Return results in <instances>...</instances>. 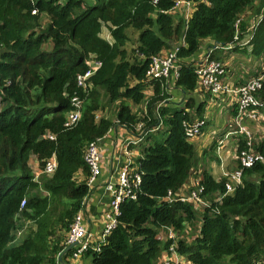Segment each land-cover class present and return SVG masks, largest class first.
I'll return each mask as SVG.
<instances>
[{
  "label": "trees",
  "instance_id": "trees-1",
  "mask_svg": "<svg viewBox=\"0 0 264 264\" xmlns=\"http://www.w3.org/2000/svg\"><path fill=\"white\" fill-rule=\"evenodd\" d=\"M181 1L0 0V264H60L72 256L73 247L58 260L95 182L85 152L116 124L132 137L124 151L140 179L129 184L133 197L119 203L105 242L83 257L91 264H158L175 253L192 264H264V120L256 121L263 125L258 132L246 120L250 138L235 141L234 171L219 179L207 169L199 173V208L179 200L203 158L185 136L187 110L202 118L203 105L193 98L200 44L213 43L209 60L242 50L256 60L244 76H259L264 0H187L195 4L188 19L175 11ZM127 30L136 34L134 44ZM166 48L177 50L175 81L148 79L153 58ZM94 61L83 88L77 76ZM177 94L182 103L172 101ZM252 95L260 105L247 110L264 113V79ZM107 100L113 119L97 117ZM236 114L233 103L231 119ZM233 127L229 122L226 130ZM242 150L261 158L244 167ZM52 157L55 169L46 174ZM236 170L238 182L230 177ZM19 228L24 237L17 243Z\"/></svg>",
  "mask_w": 264,
  "mask_h": 264
},
{
  "label": "crops",
  "instance_id": "crops-1",
  "mask_svg": "<svg viewBox=\"0 0 264 264\" xmlns=\"http://www.w3.org/2000/svg\"><path fill=\"white\" fill-rule=\"evenodd\" d=\"M194 5L195 4L192 3L186 4L180 2L175 8V11L180 12L185 19H188L194 10ZM102 36L107 40H111L107 31H104ZM248 38L249 36L245 37L246 40ZM212 45L213 43L210 40L204 39L200 44L196 60L204 59L208 53V49ZM170 50L172 49H163L161 54H166ZM229 56L232 60L231 63L227 60ZM237 58V53L228 55L223 54L221 57V59L228 64L227 68V64L223 61L226 64V77L234 85L239 86L241 80L246 78L244 76V71H242L246 69L241 68L239 76H237L238 68L236 71H234L230 66L231 64L234 66L239 65ZM247 60L252 61V58L248 56ZM174 81V75H172L170 79L167 80L169 83H173ZM172 88L176 87L173 86ZM146 92L148 95L152 93L150 89H148ZM195 92L196 93L193 95L195 102L203 105V110L201 113L204 123L201 127V133L198 136L192 138L191 143L194 146L196 157L202 156L203 158H199L197 167L193 168L189 181L181 188L182 193L185 195L191 194L195 191V181L197 178H199V173H201L202 169H207L212 174V176L219 179L223 177L224 174L230 173L236 168L234 155L237 146L235 141L238 139H236L234 136L227 137V140H229L230 143L223 145L222 149L220 150H217L216 145H214L216 144L217 140L223 138L227 132L226 129L228 128L231 118L230 114L234 103V96L228 93H223L218 95V98L214 99L211 98V94L203 91L200 88H195ZM184 97L185 96H178L177 94L175 98L172 99V101L182 103ZM187 111L191 116V120H189L190 122L196 120L197 118H201L199 116L194 117L191 114L192 110L189 109ZM257 113L259 114L258 122H262V120H264V113ZM97 117H99L98 114ZM249 124L251 125L253 132H258V128L263 127V125L257 124V122L254 120L250 121ZM214 125L216 126L214 127ZM209 136L212 140H209ZM129 140H132V137L130 138L127 136L124 128L119 124H116L111 129V132L101 139L100 144H98L101 153V161L99 164L100 173L95 182L91 185L89 195L83 201L82 213V223L90 232L92 237H98L106 225L115 217V215L110 212L108 205L113 196L117 176L121 171L123 163H125L124 147L127 145ZM124 142L125 145L123 144ZM203 151H207V153H203ZM132 155L136 156L138 153L133 150ZM17 236L18 238L16 242L18 243L24 236L22 237L21 234ZM19 237L21 238L20 240ZM162 259L163 261H161ZM61 262L60 264H91V259L82 256L76 260H72L70 256H64L63 263ZM165 262H168V264H192L175 253L163 255L158 264H165Z\"/></svg>",
  "mask_w": 264,
  "mask_h": 264
},
{
  "label": "built area",
  "instance_id": "built-area-1",
  "mask_svg": "<svg viewBox=\"0 0 264 264\" xmlns=\"http://www.w3.org/2000/svg\"><path fill=\"white\" fill-rule=\"evenodd\" d=\"M182 3L188 4L187 0L181 1ZM176 48L170 50L166 54H161L153 58L150 68L147 72L148 79H158L164 78L169 80L172 75L175 76L176 79V65L174 64ZM96 61L91 62V68L88 69L83 74H79L77 76V84L83 88L88 85L87 78L93 73V70L96 69L97 66ZM195 73L197 76V86L196 88H200L203 91L211 94V98H218L217 96L223 93H228L234 96V104L237 106V114L234 115L231 119L234 127L227 131L224 137L234 136L238 139V135L244 134L247 138H250V131L246 125V120H254L258 121L259 114L253 109H248L247 106H258L259 102L252 95V92L260 87L261 81L264 79V60L263 65L261 67V72L259 76H254L249 78L244 84L236 86L226 77V64L222 61L218 60H209L207 57L201 63H197L195 67ZM79 113L73 112L68 115L65 125L72 124L76 119H78ZM204 121L202 119H197L193 122H190L186 125L185 128V136L189 139L198 136L201 133V127ZM222 138L217 141L216 149H222L223 145ZM222 145V146H221ZM240 163L244 167H248L253 164V162L261 157L259 155H254L252 151L242 150L240 155L238 156ZM85 160L91 169V177L89 182L92 183L95 181L100 173L99 164L101 161V153L98 147L97 142H91L87 146V150L85 152ZM125 164L122 165L121 171L119 172L113 192V196L109 202L108 207L113 215L116 216L118 213V207L121 200L125 197H133L129 192V184H133L136 186L139 183V175L136 172L131 171V158L128 151L125 152ZM56 165V160L52 157L46 162L44 172L46 174H51ZM128 170L131 173V179L129 180ZM240 171H235L230 174V177L235 180V182L239 181ZM197 180L195 181L196 187L198 186ZM198 192L195 191L191 194L185 195L181 192V197L179 200L187 201L190 200L193 202V205L199 208V204L202 203L199 197L200 188H198ZM231 186L227 185V191H231ZM167 200L171 201L172 198L170 194L167 196ZM23 204V202L21 203ZM115 225V217L112 219L106 227L102 230L101 234L98 237H95L90 234V232L86 229V227L82 223L81 214H78L68 231L67 239L65 241V246L71 243H76L73 248L75 250L72 253L71 259L76 260L80 258L85 249L91 247L92 250L97 251L99 246L105 242V239L110 232V230ZM100 244V245H99ZM171 249H173L171 247ZM168 264V262H165Z\"/></svg>",
  "mask_w": 264,
  "mask_h": 264
},
{
  "label": "rangeland",
  "instance_id": "rangeland-1",
  "mask_svg": "<svg viewBox=\"0 0 264 264\" xmlns=\"http://www.w3.org/2000/svg\"><path fill=\"white\" fill-rule=\"evenodd\" d=\"M46 22V18L44 19H42V23H45ZM129 30H127V32H128ZM104 32V31H103ZM128 36H129V39H130V41H131V43L132 44H134V41L136 40L135 38H136V34L134 33V31H129L128 33ZM126 46L128 47V49L130 48V44H126ZM242 50H237L236 51V53L238 54V58H237V60H238V62H239V65H230L231 66V68L234 70V71H236V69L238 68V73H237V76H239V72H240V69L241 68H244V69H246V70H242V71H244V75H248V72L251 70V71H253L254 70V63H255V59L253 60L252 59V61H248L247 60V57L245 56V55H243L242 53ZM222 60V59H221ZM227 60L231 63L232 62V60H231V58H230V56L227 58ZM222 61H224V60H222ZM225 62V61H224ZM226 63V62H225ZM227 64V63H226ZM227 68H228V64H227ZM249 77H246L245 79H248ZM114 114H115V105H113L112 103H110V102H108V100L105 102V107H104V109H102L101 111H99V113H98V115L99 116H105V117H107V118H110V119H113V117H114ZM210 118V117H209ZM215 119V118H214ZM256 120H259V119H256ZM216 125H214V127H215ZM165 134H163L162 136H164ZM209 140H212L211 139V137L209 136ZM190 141H191V139H190ZM229 144L230 143V141L229 140H227V138L226 137H223L222 138V145H225V144ZM38 175V172L36 171L35 172V177ZM186 224V223H185ZM26 227V224L24 225V227L23 228H25ZM23 228H19L18 229V231H17V235H20L21 234V230L23 229ZM21 238L19 237V240H20ZM18 240V241H19ZM21 241V240H20ZM66 247V246H65Z\"/></svg>",
  "mask_w": 264,
  "mask_h": 264
},
{
  "label": "water",
  "instance_id": "water-1",
  "mask_svg": "<svg viewBox=\"0 0 264 264\" xmlns=\"http://www.w3.org/2000/svg\"><path fill=\"white\" fill-rule=\"evenodd\" d=\"M178 45V44H177ZM98 144H100V141H98ZM76 243H71L68 244L63 250L62 252L59 253L58 255V260H61V257L64 253H66L68 250H70Z\"/></svg>",
  "mask_w": 264,
  "mask_h": 264
},
{
  "label": "clouds",
  "instance_id": "clouds-1",
  "mask_svg": "<svg viewBox=\"0 0 264 264\" xmlns=\"http://www.w3.org/2000/svg\"><path fill=\"white\" fill-rule=\"evenodd\" d=\"M222 62H223V61H222ZM197 119H202V118H197ZM197 119H196V120H197ZM202 120H203V119H202ZM194 121H195V120H194ZM192 122H193V121H192ZM189 123H190V122H189Z\"/></svg>",
  "mask_w": 264,
  "mask_h": 264
}]
</instances>
